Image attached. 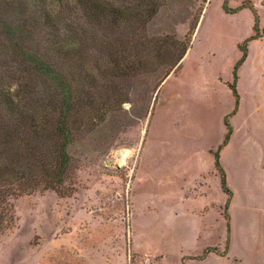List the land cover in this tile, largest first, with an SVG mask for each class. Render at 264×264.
Wrapping results in <instances>:
<instances>
[{
	"label": "rangeland",
	"instance_id": "rangeland-1",
	"mask_svg": "<svg viewBox=\"0 0 264 264\" xmlns=\"http://www.w3.org/2000/svg\"><path fill=\"white\" fill-rule=\"evenodd\" d=\"M147 21L59 193L12 201L0 264H264V0H158Z\"/></svg>",
	"mask_w": 264,
	"mask_h": 264
},
{
	"label": "trees",
	"instance_id": "trees-1",
	"mask_svg": "<svg viewBox=\"0 0 264 264\" xmlns=\"http://www.w3.org/2000/svg\"><path fill=\"white\" fill-rule=\"evenodd\" d=\"M157 10L158 0H0V235L13 221V200L59 193L71 166L68 148L100 110L98 85L114 97L133 68L124 35ZM92 54L98 58L90 70ZM245 58L242 49L235 80ZM220 180L230 196L222 172Z\"/></svg>",
	"mask_w": 264,
	"mask_h": 264
},
{
	"label": "bare ground",
	"instance_id": "bare-ground-1",
	"mask_svg": "<svg viewBox=\"0 0 264 264\" xmlns=\"http://www.w3.org/2000/svg\"><path fill=\"white\" fill-rule=\"evenodd\" d=\"M120 156H121V161L124 162V160H126L125 158H126L127 154L122 152L120 154Z\"/></svg>",
	"mask_w": 264,
	"mask_h": 264
}]
</instances>
